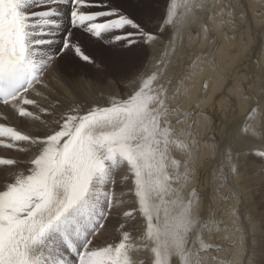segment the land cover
<instances>
[{
	"label": "snow or ice",
	"instance_id": "snow-or-ice-1",
	"mask_svg": "<svg viewBox=\"0 0 264 264\" xmlns=\"http://www.w3.org/2000/svg\"><path fill=\"white\" fill-rule=\"evenodd\" d=\"M154 2L161 7L153 19ZM65 3L72 30L53 51L61 28L57 6ZM215 5L189 0L178 13L175 0H134L145 13L139 21L110 0H0V148L17 154L0 158V172L11 177L0 185V264H212L213 248L201 235L211 225L198 210V193L184 196L195 182L198 143L162 123L170 114L169 90L158 77L186 23ZM153 20L155 29L148 27ZM83 33L93 46L124 42L142 49L124 77L126 97L92 104L50 94V73L102 71ZM187 67L185 79L196 64ZM242 99L254 105L246 118L252 119L261 101ZM16 121L37 131L25 132ZM259 130L252 155L264 163V112ZM226 148L229 173L237 174L241 162ZM177 151L186 159H175ZM110 228L113 241L98 243ZM249 264H256L254 256Z\"/></svg>",
	"mask_w": 264,
	"mask_h": 264
},
{
	"label": "bare ground",
	"instance_id": "bare-ground-1",
	"mask_svg": "<svg viewBox=\"0 0 264 264\" xmlns=\"http://www.w3.org/2000/svg\"><path fill=\"white\" fill-rule=\"evenodd\" d=\"M175 3L177 12L182 13L189 0H175ZM222 9L224 15H221ZM229 12L233 15L229 16ZM176 39L182 47L187 44L182 50L177 49L182 51L183 58L177 69L181 66L182 70L175 73L174 59L170 56L171 64L164 73L168 82L161 83L169 90L167 94L175 95V106L179 105L176 112L167 115L162 123L171 122L180 139H186L189 132L197 139V151L191 158L195 180L199 172L197 166L201 168L203 165V170L200 169V178L197 177L199 185L197 190L194 189L198 193V210L211 225L201 235L205 243L213 248L212 264L217 261L249 264L253 256L256 264H260L259 261L264 258V210L261 209L262 200H258L255 192L264 178V163L252 152L261 143L259 129L261 113L264 112V0H216L214 8L197 10ZM164 47H168L167 42H164ZM152 51L164 55L159 53V49ZM205 52L206 58L203 57ZM192 62L196 67L191 78L185 79L184 74L189 71L187 65ZM48 81L50 94L54 97H66L73 102L103 103L90 86V81L86 85L76 79L69 80L61 73H50ZM122 94L118 92L110 96L120 99L124 98ZM247 95L261 101L252 119H246L254 107L251 101L242 99ZM193 104L198 107L197 111L194 109V125L188 124ZM182 118L183 122L177 123ZM227 145L231 146L233 156L241 162L237 174L229 173ZM174 158L186 159L179 151ZM0 175V185L5 178L11 179L8 173L0 172ZM188 189L185 188L184 192L186 198L190 195ZM216 248L223 251L216 252ZM138 256L144 258L143 253Z\"/></svg>",
	"mask_w": 264,
	"mask_h": 264
},
{
	"label": "rangeland",
	"instance_id": "rangeland-1",
	"mask_svg": "<svg viewBox=\"0 0 264 264\" xmlns=\"http://www.w3.org/2000/svg\"><path fill=\"white\" fill-rule=\"evenodd\" d=\"M110 6L117 7L119 9H121L122 11L128 12L129 14L133 15L134 17H136L139 21H143V19H144L145 13H144L142 7H135L134 6V0H110ZM150 7H151V15H152V18L154 19L155 16L158 14V11H159L158 8L161 7V5H157L156 6L155 2H154ZM57 11H58L59 15L56 17V19L59 20V22L61 23V28H60L58 34L56 35V37H57L56 39H58L59 41L57 42L55 40L56 43H54V45L52 46V50L53 51H55L57 48H59L61 46V42H62L63 37L67 34L68 31L72 30L71 29V23H70V12H71L70 4L65 3V4L58 5L57 6ZM66 14H68V15H66ZM148 27L152 28V29H154V27L156 28L157 27V21L153 20L148 25ZM79 35H80V39L88 46L89 52L91 54H93L94 56H96L100 60V62L103 65V69H102V71H97L95 68H93L91 66L86 67V68H77L76 72H74L72 74H67V75H64V76H67L69 78V80H73V79L79 80V81H81V83L86 84V85L90 81L91 84L90 83L89 84L93 88V90L95 91L96 95L98 97H102L103 98V99H100L101 102H104V99H110L112 97L115 98V96H110V95H112L114 93H118V92H120V94L123 93L122 96L126 97L128 92L130 91V89L125 87V84L127 83V80L124 79V77H127L128 75L131 74V71L135 67V65L133 64V60H134L135 57H137L140 54L142 49H140V48H138L136 46H132L130 48L129 47H125L124 46V42H120L119 44H117L115 46L110 45V44H104L103 42H100V43H97L96 45L93 46V45H91L89 43V39H88V36H87L86 33L79 34ZM60 39H61V41H60ZM164 42H167V39ZM178 45H179V47H178ZM178 45H176L177 49L178 50L179 49L182 50L183 47L185 48V46L187 44L185 46H183V47H182V44L181 45L178 44ZM178 50H177L178 54L177 53L176 54H177V56L180 57V61H179V57H177L176 55H175L176 58H174L175 57L174 55H172V58H171V59H174V61L172 60L173 64H174L173 65V70L176 68L175 69V73L176 74H177V72L182 70L181 66L178 67V69H177V66H178L177 64L181 63V61L183 59L181 54H180L182 51H178ZM161 52L162 51H159V53H161ZM161 54H163V52ZM206 56H207V54L205 52L203 57L206 58ZM158 62L159 61H157V63ZM183 74H182V78H183ZM162 76L164 77L165 75L163 74V75L160 76V78L159 77L158 78L160 80H162L161 82L167 83L168 82V79H167L168 76H166L167 78L166 77L163 78ZM163 79L166 80V81H164ZM121 87L124 90H122ZM117 89H118V92H116ZM124 93L126 94V96H125ZM104 95H107V96H104ZM173 95L167 94L168 97H167V100H166V102L169 103L168 104L169 106L167 105V103H166V105H167V108L169 107L168 110H169L170 114L176 112V107L179 105L178 104L177 106H175V104H174L175 101L173 100L175 98V95L174 96ZM169 97L172 99L171 101H170ZM170 102H171V106H170ZM190 107L193 109V111L191 109V111L193 113L191 112V117L189 119L190 123H188V124L193 123L192 125H194L195 117H196V114H195L194 111L195 110L197 111L198 107H197V104L195 106L193 104V106H190ZM170 108H172V109H170ZM164 119H166V117ZM183 120L184 119L182 118V119H178L177 121L183 122ZM16 123H17V126L20 127V129L25 131V132H28L29 130L30 131H33V130L37 131V129L35 127H32V129H31V127H28V129L25 130L26 127L24 125H20L19 121H16ZM196 141H197V139H196ZM7 157H9V158L17 157V154L15 152H13L12 150L1 148V150H0V158H7ZM201 166H202L201 167L202 169L199 166H197V169H196L197 171L200 172V173L197 172V177L198 178H200L199 176L201 174V171L203 170V165H201ZM200 169H201V171H200ZM197 177H196V180L194 182V183H197V185L193 183L191 185V187H190L189 186L191 184L190 183L187 186L189 188L188 189V195L190 194L191 189L195 188L197 190V187L199 185V181L197 182V180H198ZM0 178H1V175H0ZM262 180L264 181V178H262ZM262 180L260 181L259 186H257V188H256L259 192L257 191L255 193H256V196L258 197V200L259 201H261V200L263 201V202L261 201V203H263V204L260 203L262 205L261 209L263 211L264 210V184H263L264 182ZM193 185H195L196 187L193 186ZM117 191H119V189H117ZM184 192H185V189H184ZM135 234H138V233H134V235ZM114 238H115V232H114L113 229L110 228L109 231L105 232L102 235L101 238H98L97 242L101 243V244H103L105 242H112ZM262 261H264V258L259 261L260 264H264V262H262Z\"/></svg>",
	"mask_w": 264,
	"mask_h": 264
}]
</instances>
